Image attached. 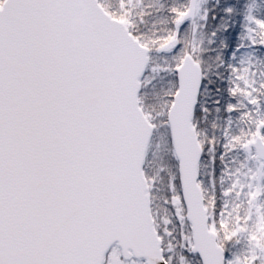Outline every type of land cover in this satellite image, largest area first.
<instances>
[{
	"label": "snow or ice",
	"instance_id": "6c2138e0",
	"mask_svg": "<svg viewBox=\"0 0 264 264\" xmlns=\"http://www.w3.org/2000/svg\"><path fill=\"white\" fill-rule=\"evenodd\" d=\"M0 264H264V0H0Z\"/></svg>",
	"mask_w": 264,
	"mask_h": 264
}]
</instances>
